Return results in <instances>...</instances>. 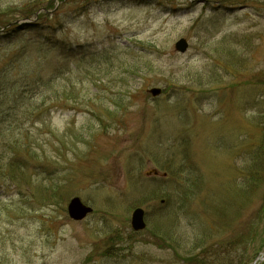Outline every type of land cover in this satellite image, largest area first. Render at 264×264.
<instances>
[{
    "label": "rangeland",
    "instance_id": "374dc122",
    "mask_svg": "<svg viewBox=\"0 0 264 264\" xmlns=\"http://www.w3.org/2000/svg\"><path fill=\"white\" fill-rule=\"evenodd\" d=\"M12 18L0 160L21 186L0 193V264L264 253V0H0V24ZM23 145L47 172L16 167ZM75 197L92 208L79 222Z\"/></svg>",
    "mask_w": 264,
    "mask_h": 264
},
{
    "label": "trees",
    "instance_id": "16d2710c",
    "mask_svg": "<svg viewBox=\"0 0 264 264\" xmlns=\"http://www.w3.org/2000/svg\"><path fill=\"white\" fill-rule=\"evenodd\" d=\"M38 2V1H37ZM37 2H34L33 3V6H32V8H31V12H29V14L28 15H26V16H32L33 17V15H35V13L37 12V11H39L41 8H42V6L41 5H39ZM48 5H50V6H53L54 4L53 3H48ZM42 15L40 14L39 16H38V20L40 19V17H41ZM21 18V17H20ZM9 26H11V27H14L15 25H14V23H13V18H12V20L10 19H8L7 21H5V22H3V23H1L0 24V31L2 30V29H7ZM9 29V28H8ZM3 103L2 102H0V132H3V129L5 128L4 126H6V122H7V120H8V118H9V115H10V113L12 112V110L14 109L13 107H11V106H9V107H6V109H3V108H1V105H2ZM31 119V118H30ZM3 122H5L4 124H3ZM26 139L28 138V137H25ZM23 146H27L26 148H24V150H22L26 155H28V157H27V159H25V160H23V161H21V162H18L19 163V165H17V164H15L16 165V167L17 168H19L21 171H22V169L24 170L25 168H27L28 167V164H34V166H32L31 168H29V170L30 171H33L34 173H38V176H40L41 174H43V173H45V172H47L46 171V169H47V167L49 166V165H47L48 164V159L47 158H44V157H42V156H40V157H38L36 154H35V152L33 151V153H34V156H35V158L34 159H36V161H33L32 162V160H34V159H32V157H31V151H32V147L31 146H28V145H23ZM16 151V150H15ZM4 155H5V153L3 154V156L1 157V160H0V193H2L3 191H4V189L2 188L3 187V185L4 186H6V190H8V189H12V188H14V189H16V187L18 186V187H20L21 186V183H20V178L18 177L17 179L16 178H14V177H10V174H11V172H9L8 173V175L6 174H4L3 172V170H4V166H3V164H2V159L4 158ZM11 159V158H10ZM10 163H14L13 162V160L11 159V161H10ZM11 167H13V165L12 164H10V168ZM23 172V171H22ZM25 175H23V174H21V176L20 177H24ZM16 179V180H15ZM8 183V184H7ZM17 185V186H15V184ZM11 189H10V191H11ZM235 244L234 243H228V244H226V246H227V248L228 249H230V251H232V250H234V248H235V246H234ZM236 249V248H235ZM205 248H203V250L201 249L198 253H194L193 255L192 254H190V255H187V257L184 259L188 264H194V263H196V264H215V261L216 260H218L217 258H216V256L215 255H213V258H214V260L215 261H213L212 263H209V262H207L208 261V258L206 257V256H204V252H205ZM226 250V249H225ZM228 251V250H227ZM245 252H246V250H243V255L245 254ZM206 257V258H205ZM246 258H245V255H244V258H243V256H241V258L240 259H238L237 261H235L234 260V258L232 259V260H229V264H248V262H247V259L245 260ZM247 262V263H246ZM226 264V263H225ZM259 264H264V261L263 262H261V263H259Z\"/></svg>",
    "mask_w": 264,
    "mask_h": 264
},
{
    "label": "water",
    "instance_id": "95a60500",
    "mask_svg": "<svg viewBox=\"0 0 264 264\" xmlns=\"http://www.w3.org/2000/svg\"><path fill=\"white\" fill-rule=\"evenodd\" d=\"M191 1L205 2L206 0ZM175 48L177 51L183 53L187 49V43L182 39L176 43ZM149 94H151L152 97H157L161 94V90L159 88H152L149 90ZM152 173L156 174L155 171H152ZM91 213L92 208L83 204V202L78 197L72 198L67 205V214L72 221H82ZM130 225L132 230L135 232H139L145 228L146 225L144 222V211L141 208L135 209L132 212ZM263 260L264 253L261 254L260 257H257L252 264H257Z\"/></svg>",
    "mask_w": 264,
    "mask_h": 264
}]
</instances>
